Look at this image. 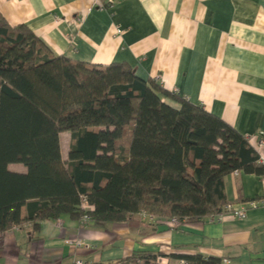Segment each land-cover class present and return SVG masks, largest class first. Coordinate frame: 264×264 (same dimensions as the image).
I'll return each instance as SVG.
<instances>
[{"label":"trees","instance_id":"1","mask_svg":"<svg viewBox=\"0 0 264 264\" xmlns=\"http://www.w3.org/2000/svg\"><path fill=\"white\" fill-rule=\"evenodd\" d=\"M61 132L71 141L66 159ZM235 172L262 177L264 163L221 119L124 63L53 55L0 13V234L24 225L34 233L62 216L88 215L96 226L141 212L203 221L224 212V179ZM83 199L92 211L81 209ZM157 256L221 264L177 252H135L119 264H156Z\"/></svg>","mask_w":264,"mask_h":264},{"label":"crops","instance_id":"2","mask_svg":"<svg viewBox=\"0 0 264 264\" xmlns=\"http://www.w3.org/2000/svg\"><path fill=\"white\" fill-rule=\"evenodd\" d=\"M0 13L11 26H27L53 55L124 63L200 105L255 149L264 137V0H0ZM259 155L264 160V149ZM224 190L234 209L246 207L243 219L223 212L174 228L141 215L103 226L62 216L34 233L24 225L0 234V264H119L135 252L264 264V175L232 173ZM75 240L88 247L66 243Z\"/></svg>","mask_w":264,"mask_h":264},{"label":"built area","instance_id":"3","mask_svg":"<svg viewBox=\"0 0 264 264\" xmlns=\"http://www.w3.org/2000/svg\"><path fill=\"white\" fill-rule=\"evenodd\" d=\"M156 80L160 81L161 80L160 76H157ZM263 149H264V137H261V138H259V140H258V142L256 144V151L259 154L260 151L263 150ZM259 157H260V155H259ZM260 161L262 163H264V160H262L261 157H260ZM255 205H257V203H255V202L248 203V207H254ZM80 207H81L82 210H85V211L86 210L87 211H92L93 210V207L90 204H88L84 199H83ZM223 209H224V213H229L233 217H235L236 219H239V220L243 219L245 217V215H246V207H242V208H239V209H234L231 204H228V205H225ZM140 215H141V217L149 219V220H154L155 219L154 216L146 214L145 212H141ZM220 215H222V214H220ZM214 217H216V216L211 217V219H213ZM80 220L83 221V222H86V221H89L90 219H89L88 215H84L82 218H80ZM166 223H167L168 226H171V227L175 228V227H179L182 224H185L186 222H185V220L178 221L176 218H171ZM66 243L67 244H71V245L76 246V247H80V246L88 247L87 245L82 244L80 241H77V240H75V241H66ZM155 263L156 264H168V260L165 257L157 256L155 258ZM75 264H83V263L78 261ZM175 264H187V263L184 260H175Z\"/></svg>","mask_w":264,"mask_h":264},{"label":"rangeland","instance_id":"4","mask_svg":"<svg viewBox=\"0 0 264 264\" xmlns=\"http://www.w3.org/2000/svg\"><path fill=\"white\" fill-rule=\"evenodd\" d=\"M70 136L68 132H61L60 133V148H61V154L63 159H66L67 151L70 145ZM8 169L11 172H24L25 167L21 164H11L8 166Z\"/></svg>","mask_w":264,"mask_h":264}]
</instances>
